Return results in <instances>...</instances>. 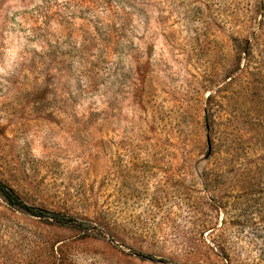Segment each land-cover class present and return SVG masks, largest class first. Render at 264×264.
Wrapping results in <instances>:
<instances>
[{
	"label": "rangeland",
	"instance_id": "374dc122",
	"mask_svg": "<svg viewBox=\"0 0 264 264\" xmlns=\"http://www.w3.org/2000/svg\"><path fill=\"white\" fill-rule=\"evenodd\" d=\"M0 264H264V0H0Z\"/></svg>",
	"mask_w": 264,
	"mask_h": 264
},
{
	"label": "trees",
	"instance_id": "16d2710c",
	"mask_svg": "<svg viewBox=\"0 0 264 264\" xmlns=\"http://www.w3.org/2000/svg\"><path fill=\"white\" fill-rule=\"evenodd\" d=\"M0 193L7 199L8 204H10L13 207H20L22 209H26L31 215L33 216H39V217H50L55 218L59 221L65 222L67 219L60 218L56 215H49L48 213H45L42 210L31 208L27 206L16 194L15 192L5 185L3 182L0 181Z\"/></svg>",
	"mask_w": 264,
	"mask_h": 264
}]
</instances>
